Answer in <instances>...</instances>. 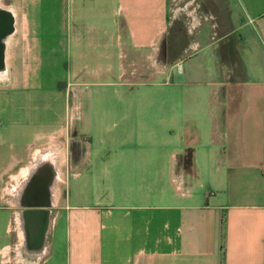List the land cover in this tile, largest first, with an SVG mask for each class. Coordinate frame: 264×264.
Masks as SVG:
<instances>
[{
    "label": "crops",
    "instance_id": "1",
    "mask_svg": "<svg viewBox=\"0 0 264 264\" xmlns=\"http://www.w3.org/2000/svg\"><path fill=\"white\" fill-rule=\"evenodd\" d=\"M0 264H264V0H0Z\"/></svg>",
    "mask_w": 264,
    "mask_h": 264
},
{
    "label": "rangeland",
    "instance_id": "2",
    "mask_svg": "<svg viewBox=\"0 0 264 264\" xmlns=\"http://www.w3.org/2000/svg\"><path fill=\"white\" fill-rule=\"evenodd\" d=\"M178 71V69H177ZM160 89H162V87L159 86L158 82L156 84H152L151 86V96L149 99H145L144 100V103L147 101V106H149L151 109H156L158 108L159 106H162L163 105V102H161L162 99L159 98L158 94L156 93L157 91H159ZM139 104H141L140 100L139 99H135L134 102H133V105L134 106H139ZM92 107H94V102H92L90 104ZM90 105H88L87 107H91ZM85 106V104H84ZM153 112V111H152ZM152 117H157L156 114H152ZM149 132H150V137H155V138H158L161 136V133L162 131L159 129V127L157 125H151L149 126ZM112 132H107V137H109L111 135ZM135 136H139L137 134V131L135 133ZM94 148V147H93Z\"/></svg>",
    "mask_w": 264,
    "mask_h": 264
}]
</instances>
